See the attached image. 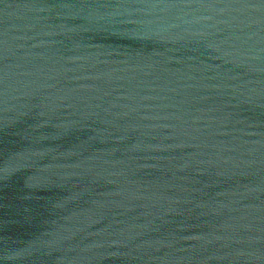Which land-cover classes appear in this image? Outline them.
Listing matches in <instances>:
<instances>
[{"label":"water","instance_id":"water-1","mask_svg":"<svg viewBox=\"0 0 264 264\" xmlns=\"http://www.w3.org/2000/svg\"><path fill=\"white\" fill-rule=\"evenodd\" d=\"M0 264H264V0H0Z\"/></svg>","mask_w":264,"mask_h":264}]
</instances>
